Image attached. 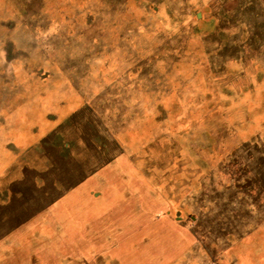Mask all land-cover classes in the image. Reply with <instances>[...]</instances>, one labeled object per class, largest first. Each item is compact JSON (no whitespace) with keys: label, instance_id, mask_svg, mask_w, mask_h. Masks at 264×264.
I'll return each instance as SVG.
<instances>
[{"label":"rangeland","instance_id":"1","mask_svg":"<svg viewBox=\"0 0 264 264\" xmlns=\"http://www.w3.org/2000/svg\"><path fill=\"white\" fill-rule=\"evenodd\" d=\"M0 264H264V0H0Z\"/></svg>","mask_w":264,"mask_h":264}]
</instances>
